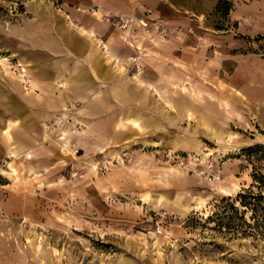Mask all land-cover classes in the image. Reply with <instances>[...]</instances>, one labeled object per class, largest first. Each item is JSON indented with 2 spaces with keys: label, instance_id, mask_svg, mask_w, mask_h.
<instances>
[{
  "label": "rangeland",
  "instance_id": "1",
  "mask_svg": "<svg viewBox=\"0 0 264 264\" xmlns=\"http://www.w3.org/2000/svg\"><path fill=\"white\" fill-rule=\"evenodd\" d=\"M176 1L170 16L136 14L162 36L163 90H129L116 129L89 134L78 102L10 137L0 124V264H264V189L256 213L235 200L264 175V90L243 97L229 85L239 61L264 60V32L250 29L264 0H232L228 16L219 0ZM35 2L0 0L5 101L24 104L9 38Z\"/></svg>",
  "mask_w": 264,
  "mask_h": 264
},
{
  "label": "crops",
  "instance_id": "2",
  "mask_svg": "<svg viewBox=\"0 0 264 264\" xmlns=\"http://www.w3.org/2000/svg\"><path fill=\"white\" fill-rule=\"evenodd\" d=\"M35 3L36 8L29 7L31 12L9 38L10 52L18 54L26 81L21 93L24 104L16 94L11 93L8 101L0 94V124L9 137L10 129L16 134L18 129L34 128L42 116L77 102L89 134L102 135V130L116 129L120 113L130 106L125 100L129 90H163L160 80L166 56L157 48L162 36L147 30L151 18L141 22L136 14L150 6L156 14L170 16L174 10L166 0L132 1L137 4L130 0H61L58 6L43 0ZM111 18H119L118 23ZM251 20H255L251 31L264 32V15ZM124 21L129 22L126 28L121 26ZM135 53L140 59L132 62L130 55ZM249 61H239L229 80L230 89L243 97L248 96L247 90H264V60L258 67ZM132 123L143 127L137 119ZM67 130L63 151L69 150V125Z\"/></svg>",
  "mask_w": 264,
  "mask_h": 264
},
{
  "label": "trees",
  "instance_id": "3",
  "mask_svg": "<svg viewBox=\"0 0 264 264\" xmlns=\"http://www.w3.org/2000/svg\"><path fill=\"white\" fill-rule=\"evenodd\" d=\"M172 1L177 4L176 0H172ZM232 5H233L232 0H219L217 9L221 11L222 15L228 16L232 8ZM258 38H264V35H258ZM258 147L260 146L249 148V151H252L253 149ZM253 178H254L253 186H256L259 189V191L255 193L251 189L249 190L247 189L245 190V192L239 193L235 200H238L240 204L242 206H246V208L251 207V210L256 213L257 209L261 207L263 200L262 190L264 189V175L253 174ZM247 196L250 198V200L246 199ZM234 202L230 203V206L238 213V208Z\"/></svg>",
  "mask_w": 264,
  "mask_h": 264
},
{
  "label": "built area",
  "instance_id": "4",
  "mask_svg": "<svg viewBox=\"0 0 264 264\" xmlns=\"http://www.w3.org/2000/svg\"><path fill=\"white\" fill-rule=\"evenodd\" d=\"M150 11L151 10H149V9L145 10V13H147V15H145L146 18L148 17V14L150 13ZM138 19H140L141 22H144V18L143 17H140ZM128 23L129 22L124 21V22H122L121 26L123 28H126L127 25H128ZM139 59H140V54H138V53H135V54L130 55V60L132 62H137ZM208 169H209V178L210 179H215V178L217 179V178H219L220 174L216 170L217 168H216V165L214 164V162H209L207 170Z\"/></svg>",
  "mask_w": 264,
  "mask_h": 264
},
{
  "label": "bare ground",
  "instance_id": "5",
  "mask_svg": "<svg viewBox=\"0 0 264 264\" xmlns=\"http://www.w3.org/2000/svg\"><path fill=\"white\" fill-rule=\"evenodd\" d=\"M115 58H116V57H115ZM115 58H114V59H115ZM115 62H116V61H115ZM63 107H64V106H63ZM44 126H45L46 129H48L46 123H44ZM59 128H60V127H59ZM51 131H52V132H56L57 129H56V130L53 129V130H51ZM60 132H61V131H60ZM44 134L47 135V136H49V133H44ZM62 134L64 135V138H65V135H67V131H62ZM49 137H50V136H49ZM12 152H13L12 154H16L15 151L12 150ZM26 153H27V157L30 158V157H31V152H30V151H27ZM206 156H207V155H206ZM225 192H228V191L225 190ZM228 194H230V192H228Z\"/></svg>",
  "mask_w": 264,
  "mask_h": 264
}]
</instances>
